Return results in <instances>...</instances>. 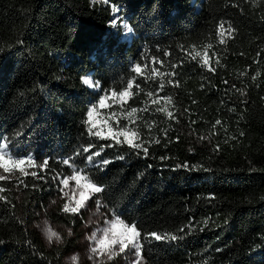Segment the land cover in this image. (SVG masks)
<instances>
[{
  "label": "trees",
  "instance_id": "trees-1",
  "mask_svg": "<svg viewBox=\"0 0 264 264\" xmlns=\"http://www.w3.org/2000/svg\"><path fill=\"white\" fill-rule=\"evenodd\" d=\"M102 94L136 109V144L89 121ZM0 138L33 157L0 179V264H65L32 226H83L52 209L76 172L146 264H264V0H0Z\"/></svg>",
  "mask_w": 264,
  "mask_h": 264
},
{
  "label": "rangeland",
  "instance_id": "rangeland-1",
  "mask_svg": "<svg viewBox=\"0 0 264 264\" xmlns=\"http://www.w3.org/2000/svg\"><path fill=\"white\" fill-rule=\"evenodd\" d=\"M114 16L119 18L120 14L118 9L115 10ZM114 25H117V23ZM124 25L127 24L125 22L121 23L126 33H129ZM89 85L93 88L91 83ZM101 100H103L102 103ZM116 105L117 101L114 95L102 94L100 98L94 100L91 106L92 115L89 121L93 122L103 135L109 134L117 136L121 132L128 142L136 144L138 140L139 115L132 110H125L121 114H116ZM11 154L14 158H26L16 156L12 152ZM5 159H8V157L6 156ZM31 164L32 161L29 162L27 159H25V163L19 167H16L15 164L10 162L8 165L10 168L9 172H4L3 168H0V177H3L0 179L12 180L18 174H25L30 170ZM20 168H23L24 171L21 172ZM76 175L80 177L79 183L73 178ZM64 179L68 180L66 185L62 183ZM64 179H61L58 199L52 204V209L61 207L63 210L64 205L68 204L70 209L68 213H77L81 217H84V224L79 230L74 231L64 224L53 221L46 214H42L32 226L42 242L50 248L54 246H66L68 244L72 245L69 253L64 259L65 264H134L136 259L134 252L130 253L126 249L124 253H119L118 245L114 246L117 255L111 260L107 259L106 254H94L93 259H89L90 248L97 246V242L103 238L104 229L106 227L111 229V224L117 216L109 212L103 203L99 201L97 197L98 193L93 192L87 187L91 182L81 173L76 172L72 176ZM97 201H99V206ZM78 202L81 206L78 208L77 212H72L71 209L77 208ZM47 229L57 232L61 237L60 241L56 242L55 238H53V242L50 244L46 235ZM111 236L112 233L110 230L109 239H111ZM105 251H107V249ZM73 256L78 257L77 261L73 262L71 259ZM137 264H146L142 255Z\"/></svg>",
  "mask_w": 264,
  "mask_h": 264
},
{
  "label": "snow or ice",
  "instance_id": "snow-or-ice-1",
  "mask_svg": "<svg viewBox=\"0 0 264 264\" xmlns=\"http://www.w3.org/2000/svg\"><path fill=\"white\" fill-rule=\"evenodd\" d=\"M114 11H115V9H114ZM112 23L116 24L117 20L114 18ZM124 27L127 28L128 32H131V28L128 27V25H124ZM83 83L87 85V84H90L91 82L88 79H84ZM128 86L131 87V84H129ZM121 95H124V93H121ZM102 102H103V100H101V103ZM132 111L135 112L136 109H133ZM157 111H160V109H157ZM91 115H92V111L90 110L88 112V117L90 118ZM168 115L171 116V113H169ZM216 123L219 124L220 121H217ZM0 139H4V138H0ZM129 143H131V142H129ZM133 146L136 148L140 147V145H138V144L133 145ZM88 152H89V148L86 147V148H83L82 152L78 153V155H83V154H86ZM144 154L147 155V149L146 148L144 149ZM95 155H99V153H96ZM6 156L8 157V159H5ZM25 159H27L29 162H31L33 157L29 156L27 158H14L11 154L10 144L0 143V168H3L4 172L10 171V168L8 166L10 162L15 164L16 167H19L20 165H23L25 163ZM92 160H93V155H87L86 156L87 162L91 163ZM108 162L109 161H107V160L103 161V164L100 165L99 167L102 169L103 166L106 165ZM47 163H48V161L45 160L44 164H47ZM63 163L65 165H68L69 160L65 159L63 161ZM93 167H97V165L93 164ZM20 171L23 172L24 169L20 168ZM74 171H75V169H74ZM84 171L87 173V169H85ZM33 175H35V174L33 173ZM0 178H3V177H0ZM73 178L77 180V183H79V179H80L79 175H76ZM62 183L66 185L68 183V180L64 179V180H62ZM87 187L95 193H100L102 191V188L100 186H96L93 183H89L87 185ZM0 191H2V189H0ZM2 199H3V197H0V200H2ZM97 203L99 206V201H97ZM80 206L81 205L78 202L77 208H72L71 211L77 212V210ZM63 210H64V212H68L70 210L68 204L64 205ZM45 223H47V222H45ZM110 230L112 233L111 239H109V231ZM46 235H47L48 242L50 244L53 242V238H55L56 242H59L61 239L59 234L57 232L51 230V229L46 230ZM140 236H141V234H140L139 230L137 229L136 225H127L122 220H120L119 217H116V219L111 224V229H109L107 227L104 229L103 238L97 242V246L90 248L89 259L92 260L94 254H101V255L106 254L107 259L111 260L114 256L117 255V251L114 250V246L118 245L119 253H124L126 249L130 253L134 252L135 258H136L134 261V264H137V262L139 261L141 255H142V252H141L142 243L140 240ZM151 236L155 237V240H157V241L161 240V236L157 235L156 233H151ZM148 238L149 237H147V236L144 237L145 240H147ZM164 238L167 239L168 237L165 236ZM171 239L175 240V239H177V236L173 235L171 237ZM0 243H3V241H0ZM106 249H107V251H105ZM71 259L73 260V262H75V261H77L78 257L73 256Z\"/></svg>",
  "mask_w": 264,
  "mask_h": 264
}]
</instances>
